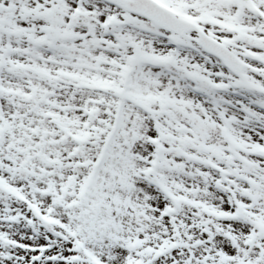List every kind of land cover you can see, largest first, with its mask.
Returning <instances> with one entry per match:
<instances>
[{"label":"snow or ice","instance_id":"1","mask_svg":"<svg viewBox=\"0 0 264 264\" xmlns=\"http://www.w3.org/2000/svg\"><path fill=\"white\" fill-rule=\"evenodd\" d=\"M0 264H264V0H0Z\"/></svg>","mask_w":264,"mask_h":264}]
</instances>
